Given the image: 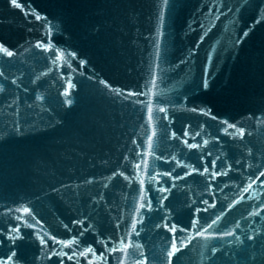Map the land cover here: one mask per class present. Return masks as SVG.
<instances>
[{
    "label": "water",
    "instance_id": "1",
    "mask_svg": "<svg viewBox=\"0 0 264 264\" xmlns=\"http://www.w3.org/2000/svg\"><path fill=\"white\" fill-rule=\"evenodd\" d=\"M18 3L0 0V264H264V0Z\"/></svg>",
    "mask_w": 264,
    "mask_h": 264
},
{
    "label": "snow or ice",
    "instance_id": "2",
    "mask_svg": "<svg viewBox=\"0 0 264 264\" xmlns=\"http://www.w3.org/2000/svg\"><path fill=\"white\" fill-rule=\"evenodd\" d=\"M12 3L14 4V6L16 7H21V4L18 3V0H12ZM168 3V0H163V4L164 5H167ZM37 19H40L41 17L39 15L36 16ZM248 35L247 32L244 33V36L246 37ZM0 50H3L4 52L7 53V55L11 56L12 53L9 52L7 49H4L2 46H0ZM209 86V78L207 76H205L203 78V81H202V87L207 89V87ZM71 87V85H70ZM65 95H68V93L66 92ZM159 111H165V109L163 108H160ZM148 112H149V119L151 120L152 119V109L151 107H149L148 109ZM229 127H233L232 125H229ZM152 145H151V140L149 141V149H151ZM261 175H264V173H261ZM141 207L143 208L144 207V204H141ZM23 211L27 214L28 213V209H23ZM213 223H215V221H213ZM209 227H211V225H209ZM133 230L135 231V225H133ZM170 231H176V227L175 225H173L170 229ZM16 232L19 231V229H15ZM201 236H204V233L201 232L199 233ZM56 243H61L60 241H56ZM77 241L75 240H70L68 241L67 243L64 244V247H71L73 244H76ZM121 246L118 247V248H113L112 251H122V252H126V250L129 248V247H139V245H135V246H132V245H127L124 243V241L122 240L121 242ZM182 243V242H181ZM41 244H46V240L42 237L41 238ZM180 249L178 247H176L175 245H173V252L169 253L170 256L174 255L175 252L179 251ZM91 253L92 255H95V252L93 249L91 248H88L86 252L84 253H81L82 255H84L85 257H87V255ZM13 255H15L13 253ZM53 255H62V256H67L68 254L67 253H64V252H53ZM69 259H72L73 257L72 256H69L68 257ZM100 259H103V256L100 257ZM89 264H92V261H89ZM170 264V262H169Z\"/></svg>",
    "mask_w": 264,
    "mask_h": 264
}]
</instances>
